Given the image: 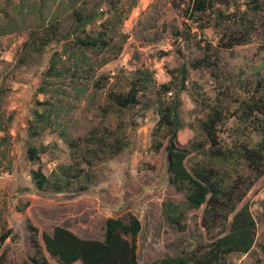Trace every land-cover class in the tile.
Segmentation results:
<instances>
[{"label": "rangeland", "instance_id": "374dc122", "mask_svg": "<svg viewBox=\"0 0 264 264\" xmlns=\"http://www.w3.org/2000/svg\"><path fill=\"white\" fill-rule=\"evenodd\" d=\"M237 2L240 11L217 3L202 15L205 23L200 27L186 13L191 0H0V232L12 228L14 235L7 239L0 256L4 254L8 264H28L37 250L35 240L44 246L43 231L51 232L56 225L85 238L103 239L105 219L127 210L142 222L138 264L190 250L221 233V228L202 224L204 206L187 212L184 231L167 223L163 202L181 199L184 194L169 180L167 141L156 132L159 116L152 108L118 112L109 93L127 92L136 72L149 69L155 80L144 99L154 100L159 97V85L173 76L179 78V69L186 64L189 74L181 108L185 127L179 140L189 145L201 138L200 122L207 104L221 99L226 87L234 88L233 80L238 86L240 78L251 81L257 71L264 75V0L258 9H249V0ZM99 3L104 17L89 23L85 32H77L97 34L103 21L110 23L111 45L94 52L91 64L76 65L68 51L63 55L65 75H44L53 53L64 42L79 53L85 51L75 47L73 39L53 40L42 54L32 53L23 63V43L32 30L43 35L57 21L63 34L73 26L74 8L90 11ZM116 7L120 12L114 17ZM217 8L229 15L225 23L217 19ZM235 28L248 35L247 41L232 48L220 46L223 34ZM189 34L195 39L187 40ZM196 41L200 46L213 44L215 56H211L218 61L217 67L191 65L205 54ZM231 94L236 96L235 91ZM50 104L52 109L59 108L51 113L54 124L33 142L46 150L41 160L31 162L27 158L30 122L36 120V111L45 112ZM235 104L228 105L233 108ZM233 123V118L227 119L223 137L229 139L227 130ZM62 128L71 136H86L93 128L113 130L123 136L127 146L114 158L92 167L96 177L86 191H39L31 169L41 166L50 175L60 165L72 163L71 148L59 133ZM157 137L161 145L156 143ZM244 192L257 222L255 245L249 253H231L215 264H264V175L244 187ZM72 264L84 263L77 260Z\"/></svg>", "mask_w": 264, "mask_h": 264}, {"label": "trees", "instance_id": "16d2710c", "mask_svg": "<svg viewBox=\"0 0 264 264\" xmlns=\"http://www.w3.org/2000/svg\"><path fill=\"white\" fill-rule=\"evenodd\" d=\"M261 1L249 0L246 5L249 9H258ZM220 2L226 8L233 7L236 11L242 9L237 0H191L186 13L191 20L204 27L202 15ZM113 10L112 15L117 17L120 8ZM38 12L42 13L41 8ZM214 12L221 23L229 18L224 9L217 8ZM72 13L73 26L63 34H60L57 21L43 35L37 29L30 32L29 38L23 43V63L32 53L42 54L53 40L61 42L63 39H73L75 47L85 51L79 53L64 42L61 50L53 53L50 65L44 71L47 77H58L65 75L67 70L63 57L68 51L71 53L68 57L72 55L76 65L91 64L94 52H100L111 45L110 23L104 21L103 29L97 34H77L79 29L85 32L89 23L104 17L105 12L100 3L90 11L79 7L74 8ZM234 13L236 16L237 12ZM247 36L241 29H230L223 34L219 43L222 47L232 48L246 42ZM186 39L192 41L195 38L189 34ZM197 43L201 45L200 42ZM200 47L205 54L191 65L194 68L217 67L218 61L212 60L211 56H215L213 44L206 43ZM88 51L92 53L88 54ZM188 74V67L183 64L179 69L180 77L173 76L172 80L161 83L159 97L154 100L144 99L150 84L155 80L154 71L149 69H139L136 72L127 92L109 93L118 112L152 108L159 116L156 132L167 141L165 148L169 180L171 185L184 194L181 199L168 198L163 202V215L167 223L184 231L187 227V212L204 206L202 224L206 228H221V233L208 243L198 244L179 254L166 255L151 264H215L225 260L231 253H249L255 245L257 222L249 202L245 200L244 187L248 188L264 175V75L257 71L251 81L240 78L237 80L238 86H235L236 82L233 80L234 88L226 87L221 92V99L207 104L205 118L200 122L202 137L188 145L179 140V133L185 127L181 108L182 96L187 90ZM43 81L48 84L47 78ZM231 91H235L236 96L230 95ZM232 102L236 103L233 108L229 106ZM52 108L54 106L50 104L49 110L36 111V120L30 122L27 158L31 162L41 160V153L46 150L33 142L47 126L54 124L51 113L59 108ZM230 117L234 119V123L227 130L228 139L221 133ZM59 133L71 148L72 163L60 165L50 175L45 174L41 166L31 169L32 182L39 191H86L96 177L92 167L114 158L127 146L123 136L113 130L101 132L93 128L86 136H71L62 128ZM155 141L161 145L159 137ZM86 166L88 168H84ZM30 228L36 230L32 226ZM141 230L142 222L132 210L107 217L103 239L85 238L65 226L56 225L51 232L43 231L44 246L35 240L36 253L27 263L72 264L81 260L84 264H138ZM10 237H14L12 228L0 232V251ZM0 264H8L4 254L0 256Z\"/></svg>", "mask_w": 264, "mask_h": 264}]
</instances>
